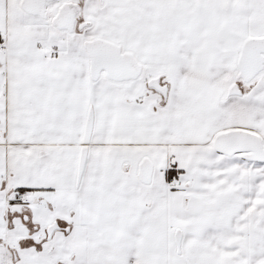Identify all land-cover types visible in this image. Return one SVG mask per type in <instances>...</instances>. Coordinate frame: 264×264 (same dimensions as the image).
<instances>
[{
    "label": "snow or ice",
    "instance_id": "1",
    "mask_svg": "<svg viewBox=\"0 0 264 264\" xmlns=\"http://www.w3.org/2000/svg\"><path fill=\"white\" fill-rule=\"evenodd\" d=\"M0 264H264V0H0Z\"/></svg>",
    "mask_w": 264,
    "mask_h": 264
}]
</instances>
